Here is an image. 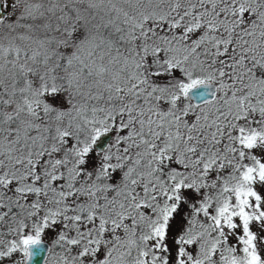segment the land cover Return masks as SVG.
Masks as SVG:
<instances>
[{
    "label": "snow or ice",
    "instance_id": "obj_1",
    "mask_svg": "<svg viewBox=\"0 0 264 264\" xmlns=\"http://www.w3.org/2000/svg\"><path fill=\"white\" fill-rule=\"evenodd\" d=\"M0 264H264V0H0Z\"/></svg>",
    "mask_w": 264,
    "mask_h": 264
}]
</instances>
